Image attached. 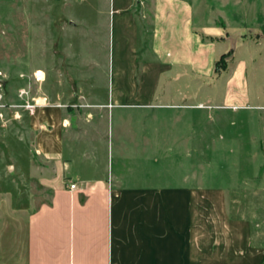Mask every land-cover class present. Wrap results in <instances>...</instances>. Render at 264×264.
<instances>
[{"label":"crops","instance_id":"0c3cea01","mask_svg":"<svg viewBox=\"0 0 264 264\" xmlns=\"http://www.w3.org/2000/svg\"><path fill=\"white\" fill-rule=\"evenodd\" d=\"M235 1L226 7L230 21H224L219 14L210 20L199 0H108L106 62L87 61L102 68L103 79L98 73L71 76V53L60 50L54 84L40 92L42 106L34 112L52 125L40 133L38 145L53 160L52 175L43 178L51 196L32 211L0 202V264H261L264 186L243 200L231 197L227 185H205V176L171 182L168 164L194 156L191 137L197 139L198 160L205 156V127L190 132L188 123L173 128L157 120L158 111L191 107L257 111L264 120V87L251 100L243 92H216L224 106L189 104L187 91L171 90L180 80L205 85L209 78L212 84L223 78L227 87L244 85L249 63L237 49L248 38L230 29ZM261 2L246 0L245 15L257 4L264 16ZM69 23L61 32L89 25ZM88 30L92 36L99 32ZM222 55L226 66L215 72ZM45 65L43 73L37 71L43 83L51 78ZM42 98L84 106L45 105ZM128 112L136 120L124 121ZM148 116L153 118L145 123Z\"/></svg>","mask_w":264,"mask_h":264},{"label":"rangeland","instance_id":"374dc122","mask_svg":"<svg viewBox=\"0 0 264 264\" xmlns=\"http://www.w3.org/2000/svg\"><path fill=\"white\" fill-rule=\"evenodd\" d=\"M107 2L0 0V202L7 201L15 207L21 205L19 207L24 206L32 211L50 199L51 189L44 185L43 178L52 175L53 160L44 155L38 145L40 133L43 130L52 131V125L42 123L39 115L29 114L23 105L38 101L40 92H48L54 84L52 77L62 59L60 50L71 53V76H95L98 73L100 79H103L100 73L102 68L97 70L94 64L87 61L97 58L101 64L106 62L107 15L103 11ZM199 3L203 6V12L210 15V20L217 19L219 14L224 21H230L226 17V7L231 3L230 0H199ZM232 3L237 6V19L230 29H238L248 38L237 49V55L248 59L246 82L232 87H227L223 78L216 84L211 83L212 78L204 80L205 85L195 82L187 86L185 80L172 83L171 90H185L189 93V104L201 102L204 105L224 106L215 94L227 90L243 92L251 100L257 94V89L264 87V16L260 10L257 11V4L252 15H245L246 0ZM71 20H85L89 25L78 28L82 31L61 32V29H69L67 24ZM88 29H99L98 34H94L95 39ZM68 43L71 44L70 50L67 48ZM251 61H254V67ZM43 64L49 70L48 75L51 74V78H47L44 83L43 79H38L42 75ZM76 69L79 73L74 72ZM39 70L41 72L38 73ZM21 91L24 94L21 95ZM42 101L45 105L54 104L43 98ZM177 101L173 99V102ZM254 112L257 111L231 107L158 111L157 120L169 122L173 128L188 123L190 132H198L199 128L205 127V138L200 140V143L203 141L205 144V147L200 146L205 156L202 155L198 160L197 139L191 137L189 149L194 156H191L189 162L168 164V170L172 168L174 175L171 182L178 184L181 180L179 176L187 174L195 182H200L205 176V185H227L231 197L243 200L246 194L255 191L258 186H264V120ZM121 117L128 122L136 120L133 112ZM152 118L148 116L145 123H150ZM246 123H252V128H247ZM175 149L181 151L180 146H175ZM178 156L182 157V154ZM259 196L264 204V192Z\"/></svg>","mask_w":264,"mask_h":264},{"label":"built area","instance_id":"2783aa9c","mask_svg":"<svg viewBox=\"0 0 264 264\" xmlns=\"http://www.w3.org/2000/svg\"><path fill=\"white\" fill-rule=\"evenodd\" d=\"M20 94H24V91H21ZM42 106L41 104H39L37 101L33 102V103H29V102H26L24 103L23 107L24 109L31 115L34 114L35 110L37 107H40ZM52 106H56V107H71V108H77V107H81V106H84V104H70V105H60V104H57V105H52ZM75 188V185L74 184H70L69 185V189H74ZM261 264H264V248H263V253H262V261H261Z\"/></svg>","mask_w":264,"mask_h":264},{"label":"trees","instance_id":"16d2710c","mask_svg":"<svg viewBox=\"0 0 264 264\" xmlns=\"http://www.w3.org/2000/svg\"><path fill=\"white\" fill-rule=\"evenodd\" d=\"M222 60V62L220 61ZM225 61H224V55L220 56V58H218L215 61V72H219L220 70H224L225 68Z\"/></svg>","mask_w":264,"mask_h":264}]
</instances>
